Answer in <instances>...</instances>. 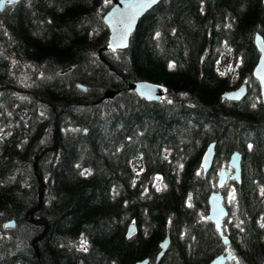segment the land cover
<instances>
[{
	"label": "trees",
	"instance_id": "1",
	"mask_svg": "<svg viewBox=\"0 0 264 264\" xmlns=\"http://www.w3.org/2000/svg\"><path fill=\"white\" fill-rule=\"evenodd\" d=\"M111 4L20 0L0 11V264H154L166 236L156 264H208L225 245L207 199L234 150L240 181L221 189L226 264H264V106L252 75L262 0H161L126 48L102 51L107 65L98 51ZM224 53L235 81L220 71ZM26 61L39 81L13 86ZM137 80L162 84L163 97H139L127 88ZM235 82L246 95L224 99ZM107 89L118 92L101 99Z\"/></svg>",
	"mask_w": 264,
	"mask_h": 264
},
{
	"label": "water",
	"instance_id": "2",
	"mask_svg": "<svg viewBox=\"0 0 264 264\" xmlns=\"http://www.w3.org/2000/svg\"><path fill=\"white\" fill-rule=\"evenodd\" d=\"M20 0H16L14 3L5 2L3 8L7 4H15ZM111 7L104 13L102 20L108 28V39L107 43L101 47L98 51L99 58L107 65L108 61L103 57L102 51L111 50L116 51L118 49H124L128 46L131 34L135 30L139 19L149 11L154 5L159 3L161 0H111ZM264 4V0H262ZM2 8V9H3ZM1 11V10H0ZM254 44L259 53L257 62L252 70L253 77L257 80L260 90V99L264 106V39L262 35L258 32L254 34ZM111 67V66H109ZM127 88L134 91L139 97L147 101H158L162 98L164 93V87L160 83H154L145 80H137L128 83ZM118 90L107 89L104 91V94L101 99H109L117 94ZM247 93V84L245 82L240 83L235 88L226 91L223 93V98L227 100H240ZM215 142L212 141L206 147L202 157L200 165L203 171H208L214 160ZM44 153L42 151L39 155L36 156V160ZM34 166L36 167V161ZM37 171V169H36ZM241 174V154L238 150H234L228 159V165L223 166L219 169L217 173V190L212 191L208 196V212L206 218L209 219L217 230L219 236L221 237L223 244L225 245V253H221L215 256L208 264H226L227 261H230L233 257L232 252L228 247L229 239L224 236L223 231V220L227 216V208L224 205V194L221 189L224 187L228 179H235L240 181ZM40 181V187L43 188V182L41 177L38 178ZM159 178L157 179V182ZM41 202V193L39 197V203L36 208L39 207ZM34 208L31 212H33ZM15 225L14 220H9L4 223L5 227H13ZM43 231L37 235L32 240V245L34 250L37 252V246L35 243L41 239L46 230V223H43ZM135 233V226L133 223L129 225L128 236H133ZM169 242L168 236H166L160 243V251L155 258L156 264L161 256L164 254L167 249ZM134 264H149L148 258H143L137 260ZM235 264H238L237 261Z\"/></svg>",
	"mask_w": 264,
	"mask_h": 264
},
{
	"label": "rangeland",
	"instance_id": "3",
	"mask_svg": "<svg viewBox=\"0 0 264 264\" xmlns=\"http://www.w3.org/2000/svg\"><path fill=\"white\" fill-rule=\"evenodd\" d=\"M33 68L34 65L33 63L26 61L23 62L22 65H19L17 68H14L12 72V79H8L7 81H11L13 86H18L20 88H25L27 89L30 84L32 83V75L28 73V68ZM219 68L220 71H223L224 73H232V79L235 81L236 79V67H234L231 63V59L229 56V53H224L220 59L219 62ZM235 85H238L236 82L234 83ZM136 166L139 164L137 162ZM227 200H231L232 198V193L231 190L228 192V196H226Z\"/></svg>",
	"mask_w": 264,
	"mask_h": 264
},
{
	"label": "flooded vegetation",
	"instance_id": "4",
	"mask_svg": "<svg viewBox=\"0 0 264 264\" xmlns=\"http://www.w3.org/2000/svg\"><path fill=\"white\" fill-rule=\"evenodd\" d=\"M33 65H34L33 68H28L27 67L28 68V71H29L28 73H30L32 75V81H39V80H37V76L40 74V72L37 71V70H39V68H38L37 65H35V64H33ZM10 79H12V76H10Z\"/></svg>",
	"mask_w": 264,
	"mask_h": 264
},
{
	"label": "snow or ice",
	"instance_id": "5",
	"mask_svg": "<svg viewBox=\"0 0 264 264\" xmlns=\"http://www.w3.org/2000/svg\"><path fill=\"white\" fill-rule=\"evenodd\" d=\"M5 2H7V3H14V2H16V0H0V10H2ZM152 2H155V0H152Z\"/></svg>",
	"mask_w": 264,
	"mask_h": 264
}]
</instances>
